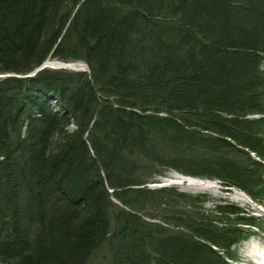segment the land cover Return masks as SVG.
Instances as JSON below:
<instances>
[{
    "label": "trees",
    "instance_id": "1",
    "mask_svg": "<svg viewBox=\"0 0 264 264\" xmlns=\"http://www.w3.org/2000/svg\"><path fill=\"white\" fill-rule=\"evenodd\" d=\"M49 56L90 72L23 77ZM0 75V264H230L256 227L140 186L264 198V0H0Z\"/></svg>",
    "mask_w": 264,
    "mask_h": 264
},
{
    "label": "rangeland",
    "instance_id": "2",
    "mask_svg": "<svg viewBox=\"0 0 264 264\" xmlns=\"http://www.w3.org/2000/svg\"><path fill=\"white\" fill-rule=\"evenodd\" d=\"M41 65L45 66V69L42 71L54 70V68H60V70L70 71V72H87V73L90 72L87 64L81 60H74L69 63H66V62L63 63L61 62L60 59L49 56ZM37 69H39V67ZM38 73L39 72L34 74L33 77H35ZM28 75L30 74H27L23 77H26ZM6 76L7 75H0V79ZM56 105H57V102L54 101L52 103V107L56 114L61 115L65 113L64 110L57 108ZM40 115L41 113H36L35 117L36 116L38 117ZM253 117L255 118L257 116H253ZM94 119H96V117H94ZM75 129H76V126L72 124L67 128V132L70 133L74 131ZM143 170L144 168L142 169L141 172H143ZM144 172H143V175L146 176L144 177V180H146L148 183L140 186V188L142 189L147 188L151 190L167 188V189H170L171 191L175 190L179 193H184L188 195H202V194L206 195L208 196L209 201L205 203L201 208L205 209L206 212L208 213L213 212L217 204L226 205L227 204L225 203L226 201L234 205L236 204L240 208L244 209L249 215H251L250 217H252L253 222L255 221L257 224L256 226L258 227H254V228L250 226L247 227L249 228V230L245 229V234L247 236L242 238L241 242H239V244H237L236 247H234L235 250L238 251V253L242 256L245 253L246 246H248V244L253 241L254 243H256V245H259L260 247H264L263 246L264 245V198H262L261 201L259 200V203L254 204L252 200L247 196V198L242 197L244 200H246L245 202H243L240 200V198L237 197V195L240 193V191L237 189L229 190V189H226L224 185H222L218 181L207 179V178H200V177H193L190 175H185L181 172H178L175 169H163L161 167H155V169L153 170H144ZM138 175L139 173L135 175V178H137ZM185 178H191L193 183L196 182V184L190 185V182L186 181ZM206 183H211L214 186L212 187V189H207V187L203 185ZM109 192L112 193V190L110 189ZM147 204H149L153 208V209H150V211H147V212H150V214H152L151 216L153 217L152 218L148 217L146 218V220L150 221L151 223L163 225L164 223L162 222V220L155 217L160 214V211L158 207L156 206V203H153V202L151 203L149 201L147 202ZM126 209L128 210V208ZM236 261L237 262L236 263L234 262L233 264H246L241 260L239 261L236 260Z\"/></svg>",
    "mask_w": 264,
    "mask_h": 264
},
{
    "label": "bare ground",
    "instance_id": "3",
    "mask_svg": "<svg viewBox=\"0 0 264 264\" xmlns=\"http://www.w3.org/2000/svg\"><path fill=\"white\" fill-rule=\"evenodd\" d=\"M32 74V73H31ZM30 74V75H31ZM30 75H28V76H26L27 78L29 77H33V76H30ZM182 179H184V178H182ZM185 180L186 181H188V182H190V185H194V184H196V182L195 183H193V181H192V179L191 178H185ZM215 181H218V182H220L219 180H215ZM221 183V182H220ZM222 184V183H221ZM203 185H205V187H207V189H212V187L214 186L213 184H211V183H206V184H203ZM223 185V184H222ZM224 187L226 188V189H229V190H234V189H237V190H239L240 191V195L238 194L237 195V197L238 198H240V200L241 201H243V202H245L246 200H244L242 197H246L247 198V196L252 200V202L255 204H257V203H259V201H255V200H253L252 198H251V196L248 194V193H246V192H244V191H242L241 189H239V188H237V187H235V186H233V187H231V186H227V185H224ZM245 194V195H244ZM262 200V197L260 198V201ZM209 201V200H208ZM248 202V201H247ZM225 203H227L226 204V206H229L230 208H234V209H238L239 210V214L236 216V218H239L241 221H243L244 222V224H246V223H248V225H251V220H252V217H250L251 215H249L244 209H242V208H240L239 206H237L236 204L234 205V204H232V203H229L228 201H226ZM249 203V202H248ZM220 205H222V204H220ZM242 222V223H243ZM255 222V221H254ZM255 224H256V222H255ZM257 225V224H256ZM255 225V226H256ZM245 227H247V226H245ZM256 227H258V226H256ZM247 230H249V228H246ZM246 230V231H247ZM247 235H244V237H246ZM262 242V241H261ZM263 243V242H262ZM237 244H239V243H237ZM237 244H235L233 247H232V249L234 248V247H236V245ZM264 246V245H263ZM215 250H217L215 247H213ZM235 250V248L232 250L233 251V260L232 261H230V264H233L234 262L236 263L237 261L236 260H241V261H243L244 263H246V264H264V247H260L259 245H256V243H254V241L253 242H250L249 244H248V246H246V248H245V253L241 256L239 253H238V251H234ZM238 256V257H237Z\"/></svg>",
    "mask_w": 264,
    "mask_h": 264
},
{
    "label": "water",
    "instance_id": "4",
    "mask_svg": "<svg viewBox=\"0 0 264 264\" xmlns=\"http://www.w3.org/2000/svg\"><path fill=\"white\" fill-rule=\"evenodd\" d=\"M62 62V61H61ZM45 69V66L44 65H41L40 67H39V69H37L34 73H32L30 76H33L34 74H36L37 72H40V71H42V70H44ZM54 70H60V68H54Z\"/></svg>",
    "mask_w": 264,
    "mask_h": 264
}]
</instances>
